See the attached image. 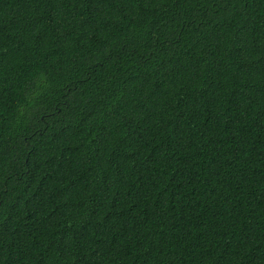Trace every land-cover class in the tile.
<instances>
[{
    "label": "trees",
    "instance_id": "1",
    "mask_svg": "<svg viewBox=\"0 0 264 264\" xmlns=\"http://www.w3.org/2000/svg\"><path fill=\"white\" fill-rule=\"evenodd\" d=\"M0 264H264V0H0Z\"/></svg>",
    "mask_w": 264,
    "mask_h": 264
}]
</instances>
